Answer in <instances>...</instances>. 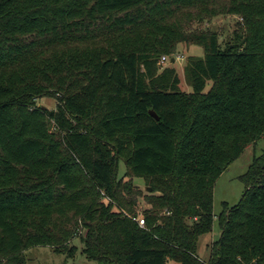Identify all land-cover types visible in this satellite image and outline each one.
<instances>
[{
    "label": "trees",
    "instance_id": "trees-1",
    "mask_svg": "<svg viewBox=\"0 0 264 264\" xmlns=\"http://www.w3.org/2000/svg\"><path fill=\"white\" fill-rule=\"evenodd\" d=\"M221 14L240 15L246 32L222 45L187 28ZM180 43L204 49L188 58L191 91L159 67ZM263 135L264 0H0V255L10 261L37 246L72 257L80 236L100 264H264V152L240 176V201L224 204L210 255L199 252L218 178ZM129 173L152 186L144 227Z\"/></svg>",
    "mask_w": 264,
    "mask_h": 264
},
{
    "label": "rangeland",
    "instance_id": "rangeland-1",
    "mask_svg": "<svg viewBox=\"0 0 264 264\" xmlns=\"http://www.w3.org/2000/svg\"><path fill=\"white\" fill-rule=\"evenodd\" d=\"M195 32H215L219 36V41L225 45L229 39L234 38L236 35L246 32V22L244 18L236 14H221L219 16L210 18L206 16L199 22H193L188 27ZM189 56H204V49L200 45L180 43L178 44L175 53L168 55L166 61H160L159 67L162 71L166 67H175L180 76V87L182 90L191 91L189 81L186 74V65ZM175 58V62L171 59ZM211 87V82L207 85V90ZM38 104L48 109H56L57 100L52 97H43L38 100ZM74 125H78L77 119H72ZM54 129L60 132L58 127ZM264 152V135L256 142L245 148L241 156L230 164L228 169L218 178L214 189V225L213 231L200 238L199 252L207 258L210 255V246L214 241L218 240L221 236V226L219 222V215L223 211L224 204L229 206L236 205L245 190V184L240 179V176L248 171L249 166L253 162L255 156H259ZM123 159V158H122ZM127 173V167L123 160L118 161L117 176L118 179L124 178ZM126 181L132 183L140 195L136 205L137 216L143 218L145 209L151 207V204L146 200L149 191L147 187H151V183L143 177H138L133 173H129L125 178ZM109 202V199L106 200ZM111 201V200H110ZM113 203V210L119 211V207L115 201ZM82 236L86 235V231L81 232ZM71 245L76 246V253L74 256L69 257L66 253H58L50 246H37L22 252V263L18 264H100L97 260L90 259L83 251L84 244L80 236H76ZM0 264H17L10 261L8 255H0ZM168 264H176L174 261L169 260Z\"/></svg>",
    "mask_w": 264,
    "mask_h": 264
},
{
    "label": "built area",
    "instance_id": "built-area-1",
    "mask_svg": "<svg viewBox=\"0 0 264 264\" xmlns=\"http://www.w3.org/2000/svg\"><path fill=\"white\" fill-rule=\"evenodd\" d=\"M167 58H168L167 56H163L161 60L162 61H166ZM132 218H133V220L137 221L141 227H144L146 225V222H145L144 218H140L138 216H136V217L134 216Z\"/></svg>",
    "mask_w": 264,
    "mask_h": 264
},
{
    "label": "water",
    "instance_id": "water-1",
    "mask_svg": "<svg viewBox=\"0 0 264 264\" xmlns=\"http://www.w3.org/2000/svg\"><path fill=\"white\" fill-rule=\"evenodd\" d=\"M175 58H172L171 59V62L173 63V62H175ZM151 113H152V115H154L157 119H159V117L157 116V114L154 112V111H151ZM147 190L149 191V192H151L152 191V188L151 187H147Z\"/></svg>",
    "mask_w": 264,
    "mask_h": 264
}]
</instances>
